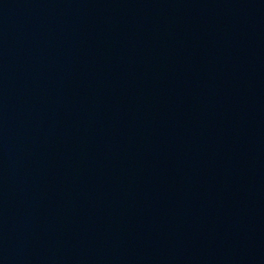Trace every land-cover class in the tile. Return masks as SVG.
I'll return each instance as SVG.
<instances>
[{"label":"water","instance_id":"95a60500","mask_svg":"<svg viewBox=\"0 0 264 264\" xmlns=\"http://www.w3.org/2000/svg\"><path fill=\"white\" fill-rule=\"evenodd\" d=\"M0 264H264V0H0Z\"/></svg>","mask_w":264,"mask_h":264}]
</instances>
